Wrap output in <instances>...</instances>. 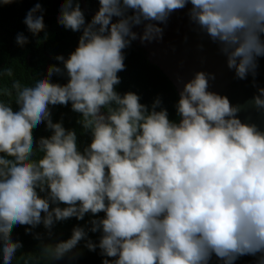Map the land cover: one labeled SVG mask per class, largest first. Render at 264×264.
I'll list each match as a JSON object with an SVG mask.
<instances>
[{
    "label": "clouds",
    "instance_id": "obj_1",
    "mask_svg": "<svg viewBox=\"0 0 264 264\" xmlns=\"http://www.w3.org/2000/svg\"><path fill=\"white\" fill-rule=\"evenodd\" d=\"M98 2L87 24L78 2L64 0L60 8L58 24L82 32L66 60L56 57L68 82H50L62 71L50 66L32 86L13 82L17 111L0 101L3 264H11L22 247L11 239L14 226L42 223L50 229L56 221L101 212L104 217L91 220L89 229L102 233L99 243L87 240L85 247L115 258L102 264H209L213 255L223 264L242 256L264 264V131L242 123L240 106L209 91L215 76L205 72L183 84L175 106L178 123L166 109L156 110L159 99L149 110L137 94L115 91L125 69L123 50L138 38L132 27L147 22L141 42L160 39L163 30L156 23L189 4V20L217 44L236 78L255 77L257 58L264 57V0ZM42 12L37 3L24 19L33 35L44 30ZM16 43L22 47L28 40L20 33ZM257 92L249 103L264 110V88ZM69 102L92 135L83 153L75 131L50 118V105ZM42 122L52 135L38 141L43 155L33 160L32 130ZM37 189H47V197ZM50 203L66 207L50 210ZM86 237L84 228L74 227L71 238L45 245L43 253L61 259Z\"/></svg>",
    "mask_w": 264,
    "mask_h": 264
},
{
    "label": "trees",
    "instance_id": "obj_2",
    "mask_svg": "<svg viewBox=\"0 0 264 264\" xmlns=\"http://www.w3.org/2000/svg\"><path fill=\"white\" fill-rule=\"evenodd\" d=\"M74 2L79 3V0H74ZM37 3L43 9L42 15L45 25L44 30L41 31L43 37L36 34L34 35L35 42H31V39H29L28 43L21 47L16 43L17 34H23L26 27L24 24L26 14ZM63 3L64 0H13L12 3L0 4V27H4L8 41H3L0 48L4 50L7 48L8 50L11 46H14L10 51V55L15 56L9 62L12 75L0 79V101L9 104L14 111L18 110V105L15 103V89L12 88L14 81H19L24 86H32L36 80L47 76V70L50 66H55L61 68L62 71L60 74H53L50 77V82L62 86L68 82L63 64L56 60V57L63 56L66 60L78 46L82 32H73L58 24L57 17ZM85 5L91 12H97L99 9L98 0H85ZM40 14L37 13V15ZM132 14V11L128 10L127 15ZM47 17L48 19H46ZM84 17L86 24L91 22L92 18L85 14ZM19 27L21 29H18ZM123 51L125 69L118 73L121 82L115 86V91L121 96L127 92L137 94L140 97V103L144 104L149 110H151L154 101L159 99L161 102L160 107L156 110L166 109L169 119L178 123L179 116L175 107L178 96L171 83L159 69L148 63L145 52L134 41ZM9 92L11 95L7 94ZM49 110L53 123L59 122L66 130L75 131L77 148L83 153L84 149L91 143L92 135L90 130H85L79 123L82 119L81 114L72 110L71 102L67 105H50ZM102 112L106 114V109H102ZM32 135L34 138L32 159L39 160L42 158L43 153L38 151V141L41 138L50 137L52 131L47 129L46 123L42 122L32 130ZM2 155L4 154L0 153V156ZM37 192L41 198L47 197V189L42 193L37 189ZM56 206L66 207L64 204L53 205L50 203V210ZM41 215L43 216V213ZM103 217L104 213L102 212L96 216L88 213L85 214L82 220L72 217L63 221H56L50 229H46L42 223L35 227L16 225L12 231H22L23 233H19L16 237L11 235V239L16 238V242L22 245L18 249V257H24V264H50V257L43 253L44 246L55 245L58 242L68 240L71 238L74 227H82L87 233V237L85 240H81L73 249V261L68 262V264H102L104 259H109L111 262L115 258L103 256L98 247L94 251H89L85 247L87 240H91L94 244L99 243L102 233L100 231L91 232L89 230L91 228L90 221L102 219ZM35 258H40L39 263H34Z\"/></svg>",
    "mask_w": 264,
    "mask_h": 264
},
{
    "label": "water",
    "instance_id": "obj_3",
    "mask_svg": "<svg viewBox=\"0 0 264 264\" xmlns=\"http://www.w3.org/2000/svg\"><path fill=\"white\" fill-rule=\"evenodd\" d=\"M82 12L90 17L96 14L86 8L85 0H79ZM191 5L171 13L166 23H156L162 28V38L151 42H141L139 36L143 34V22L133 26L132 31L137 34L136 44L145 52L150 65L155 66L174 87L178 100L183 84L194 77L196 72H205L215 76L209 81V91L226 96L233 106H240L238 118L242 123L255 124L264 131V110H257L249 102L258 94V88H264V57L257 58L256 75L251 74L246 79H238L234 70L226 66V58L220 54L217 44L213 43L205 34L191 23L188 11ZM119 18L113 17L112 22ZM180 119V117H179ZM257 257L242 256L235 264H256ZM209 264H223L214 255Z\"/></svg>",
    "mask_w": 264,
    "mask_h": 264
},
{
    "label": "flooded vegetation",
    "instance_id": "obj_4",
    "mask_svg": "<svg viewBox=\"0 0 264 264\" xmlns=\"http://www.w3.org/2000/svg\"><path fill=\"white\" fill-rule=\"evenodd\" d=\"M49 17H51V16H49ZM46 19H48V17ZM18 29H21V27H19ZM0 31H2V32H0V44H1L3 41H7V37H6L4 27H2V28L0 27ZM38 34L40 37H43L41 32H39ZM23 35L27 38V40L31 39V42L36 41L35 36L27 29V27H25V29L23 30ZM16 47H17V45H16ZM13 48H14V46H11L8 50H7V48L5 50L0 48V79L5 78L7 76V70L11 68V66H9V62L15 58L14 55H12V54L10 55V51H12ZM21 232L22 231H12L11 235L13 237H16ZM12 241L16 242V238H14ZM69 253H70V255H69ZM69 253H67L61 259L50 258V264H68V262L73 261V259H72L73 250L70 251ZM39 261H40V258L34 259V263H37V262L39 263ZM0 264H3L2 257H0ZM11 264H24V257H18V250L14 254V257L11 261Z\"/></svg>",
    "mask_w": 264,
    "mask_h": 264
}]
</instances>
